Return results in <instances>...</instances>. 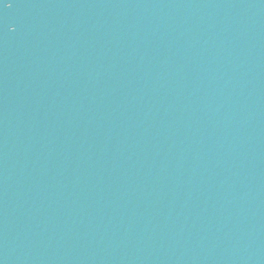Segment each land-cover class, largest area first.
<instances>
[{
	"label": "water",
	"instance_id": "water-1",
	"mask_svg": "<svg viewBox=\"0 0 264 264\" xmlns=\"http://www.w3.org/2000/svg\"><path fill=\"white\" fill-rule=\"evenodd\" d=\"M0 264H264V0H2Z\"/></svg>",
	"mask_w": 264,
	"mask_h": 264
},
{
	"label": "snow or ice",
	"instance_id": "snow-or-ice-1",
	"mask_svg": "<svg viewBox=\"0 0 264 264\" xmlns=\"http://www.w3.org/2000/svg\"><path fill=\"white\" fill-rule=\"evenodd\" d=\"M0 2H2V0H0ZM7 7H12V4L9 3V4L7 5Z\"/></svg>",
	"mask_w": 264,
	"mask_h": 264
}]
</instances>
